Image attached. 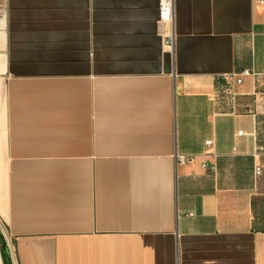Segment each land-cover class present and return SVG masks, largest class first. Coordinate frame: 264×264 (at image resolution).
Listing matches in <instances>:
<instances>
[{
  "label": "crops",
  "instance_id": "obj_1",
  "mask_svg": "<svg viewBox=\"0 0 264 264\" xmlns=\"http://www.w3.org/2000/svg\"><path fill=\"white\" fill-rule=\"evenodd\" d=\"M159 6L0 0L11 264H264V0Z\"/></svg>",
  "mask_w": 264,
  "mask_h": 264
},
{
  "label": "built area",
  "instance_id": "obj_2",
  "mask_svg": "<svg viewBox=\"0 0 264 264\" xmlns=\"http://www.w3.org/2000/svg\"><path fill=\"white\" fill-rule=\"evenodd\" d=\"M174 17V0H160L159 6V22L160 24L166 25L167 30L163 36V45L165 48L172 49L174 44V34L172 29ZM245 78H250L254 83L259 80V74L252 70H244L240 74H233L230 77V80L234 81L236 84L240 85L243 83ZM255 95H259L261 97V101L264 105V93H254ZM243 132H239V135H242ZM212 141H206V146L212 145ZM183 160V158L181 159ZM180 160V161H181ZM260 173V168L255 169V174L258 175Z\"/></svg>",
  "mask_w": 264,
  "mask_h": 264
},
{
  "label": "trees",
  "instance_id": "obj_3",
  "mask_svg": "<svg viewBox=\"0 0 264 264\" xmlns=\"http://www.w3.org/2000/svg\"><path fill=\"white\" fill-rule=\"evenodd\" d=\"M0 244L2 245L1 232H0ZM3 254H4V263L5 264H11L10 263V260H9V255H8L7 247H3Z\"/></svg>",
  "mask_w": 264,
  "mask_h": 264
},
{
  "label": "water",
  "instance_id": "obj_4",
  "mask_svg": "<svg viewBox=\"0 0 264 264\" xmlns=\"http://www.w3.org/2000/svg\"><path fill=\"white\" fill-rule=\"evenodd\" d=\"M1 240H2V246L6 247V242L4 241V238H3L2 234H1Z\"/></svg>",
  "mask_w": 264,
  "mask_h": 264
}]
</instances>
